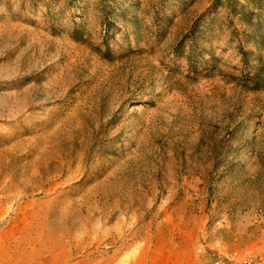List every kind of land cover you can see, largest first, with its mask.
I'll use <instances>...</instances> for the list:
<instances>
[{
  "label": "rangeland",
  "instance_id": "374dc122",
  "mask_svg": "<svg viewBox=\"0 0 264 264\" xmlns=\"http://www.w3.org/2000/svg\"><path fill=\"white\" fill-rule=\"evenodd\" d=\"M117 1L108 53L99 0H0V264H264V89L170 52L217 12L234 71L228 11Z\"/></svg>",
  "mask_w": 264,
  "mask_h": 264
},
{
  "label": "trees",
  "instance_id": "16d2710c",
  "mask_svg": "<svg viewBox=\"0 0 264 264\" xmlns=\"http://www.w3.org/2000/svg\"><path fill=\"white\" fill-rule=\"evenodd\" d=\"M99 1L101 4L103 23L108 27L107 33L104 34L105 49L110 53L107 44L108 30L112 24L110 17L114 9H116V6L118 7V1ZM110 1L113 2L111 3ZM215 3H220L228 11L226 17L229 18L228 27L231 28L230 38L235 42V47L239 55L238 64L233 67L234 71L223 70L220 67V57L215 55L211 49L204 48L199 43L201 38L205 37L206 30L211 33V30L214 29V24L219 17L217 12L215 15L210 16L206 27L202 26L203 22L199 19L190 24L174 41L170 52L174 56L182 58L187 67L191 71H194L195 74L203 73L204 75H213L219 72L244 88L264 89V0H215ZM160 8L161 5L159 8L153 9L150 21V30L158 40L166 34L168 26L167 20H164ZM47 13L52 16L50 9L47 10ZM123 13V10H121L118 14ZM232 16L238 17L243 23L244 28L242 33L232 26ZM70 32L77 39H83V35L85 34L83 25L76 22L70 27ZM140 34L141 32L135 31L137 37ZM205 39H210L207 37V34ZM247 44H250L251 47H247Z\"/></svg>",
  "mask_w": 264,
  "mask_h": 264
},
{
  "label": "built area",
  "instance_id": "2783aa9c",
  "mask_svg": "<svg viewBox=\"0 0 264 264\" xmlns=\"http://www.w3.org/2000/svg\"><path fill=\"white\" fill-rule=\"evenodd\" d=\"M242 263L243 264H251V260L250 259H244Z\"/></svg>",
  "mask_w": 264,
  "mask_h": 264
}]
</instances>
